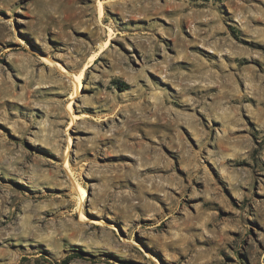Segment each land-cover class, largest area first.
<instances>
[{"label": "rangeland", "instance_id": "obj_1", "mask_svg": "<svg viewBox=\"0 0 264 264\" xmlns=\"http://www.w3.org/2000/svg\"><path fill=\"white\" fill-rule=\"evenodd\" d=\"M0 264H264V0H0Z\"/></svg>", "mask_w": 264, "mask_h": 264}, {"label": "bare ground", "instance_id": "obj_2", "mask_svg": "<svg viewBox=\"0 0 264 264\" xmlns=\"http://www.w3.org/2000/svg\"><path fill=\"white\" fill-rule=\"evenodd\" d=\"M111 29V28H110ZM107 48V42H105V44L103 45V48H101V49H98V51L96 52V54H100L101 52H102V50L103 49H106ZM93 56V55H92ZM95 56V55H94ZM92 62V59H91V61H90V63ZM90 63L88 62V63H86V65H85V68H88V66L90 65ZM82 74V73H81ZM80 74V75H81ZM85 219H87V218H85Z\"/></svg>", "mask_w": 264, "mask_h": 264}, {"label": "trees", "instance_id": "obj_3", "mask_svg": "<svg viewBox=\"0 0 264 264\" xmlns=\"http://www.w3.org/2000/svg\"><path fill=\"white\" fill-rule=\"evenodd\" d=\"M125 85V84H124Z\"/></svg>", "mask_w": 264, "mask_h": 264}]
</instances>
